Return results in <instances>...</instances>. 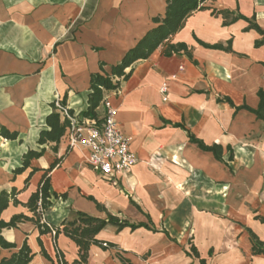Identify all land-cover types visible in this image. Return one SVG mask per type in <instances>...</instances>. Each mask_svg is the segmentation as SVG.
Returning <instances> with one entry per match:
<instances>
[{
	"label": "crops",
	"instance_id": "0c3cea01",
	"mask_svg": "<svg viewBox=\"0 0 264 264\" xmlns=\"http://www.w3.org/2000/svg\"><path fill=\"white\" fill-rule=\"evenodd\" d=\"M166 2L0 0V131L5 128L16 133L15 139L0 135V190L16 187L20 190L17 199L25 202L45 170L55 158L64 155L46 175L50 178L49 192L65 193L66 197H52L44 219L58 225L75 217L76 211L105 217L87 196L120 217L127 202L136 203L132 194L137 193L139 186L152 181L155 169L151 165L158 164L157 157H161V167L168 172L165 178L168 184L182 186L188 185L189 180L194 184L197 181L191 176L178 177L173 171L188 169L202 175L208 170L212 179L218 178L220 164L227 166L234 161L236 148L241 153L240 143H247L250 138L247 134L254 128L262 126L259 132L264 148V122L246 110H235L227 102L217 100L227 96L236 106H256L257 90L264 91V44L254 46L261 36L252 29L243 31L247 26L244 20L223 25L221 15L212 13L213 9H226L233 15L254 16L264 29V0H204L201 8L185 17L181 27L167 39L185 43L191 57L185 53L165 56L166 41L162 42L147 57L126 67V77H114L118 81L116 89L103 90V96L117 109L120 131L131 138L130 148L136 163L128 172L110 178L102 176L87 164L86 148L69 147L68 132L60 139L56 153L51 150V144L37 143L39 132L46 128L45 117L52 111L51 102L64 99L74 115L81 114L88 106L91 75L110 74L111 68L158 25L153 18L164 15ZM196 39L223 47L230 41V50L205 48ZM163 83L166 90L161 93ZM96 112L103 113L100 103ZM189 133L207 145H230L233 159L227 161L228 153H225V162L217 161L210 152L190 142ZM41 148L45 149L43 155L30 161V166L38 170L28 181L30 168L13 176L12 170L20 166L22 155L28 149ZM226 177L230 179L231 174ZM15 213L30 214L21 204L9 203L2 216L7 220ZM141 229L151 231L103 229L98 238L115 247H91L87 264H128L121 259L140 264L139 255L126 247L125 232ZM13 230L20 233L15 239L8 235ZM104 231L113 237H100ZM2 234L17 245L26 240L35 253L29 264H50L39 252L38 231L33 224L19 223L17 228L3 230ZM40 240L54 257L51 234L41 235ZM57 244L62 252L61 244L69 246L72 259L76 257L75 246L62 235ZM247 250L250 254L249 241ZM120 251L124 257L115 255L114 252Z\"/></svg>",
	"mask_w": 264,
	"mask_h": 264
},
{
	"label": "rangeland",
	"instance_id": "374dc122",
	"mask_svg": "<svg viewBox=\"0 0 264 264\" xmlns=\"http://www.w3.org/2000/svg\"><path fill=\"white\" fill-rule=\"evenodd\" d=\"M261 129L262 126L254 128L247 134L250 138L247 137V143H240L241 153L236 148L232 163L220 164L218 178L212 179L208 170L202 175L188 169L175 170L178 177L191 176L197 183L189 180L188 185H170L165 179L168 172L161 167V157L156 158L158 164L151 165L155 169L152 181L144 182L132 194L141 210L127 202L120 214L130 222L149 225L144 215L149 213L157 229V232L144 229L125 232L126 247L139 255L140 264H199L190 244L201 252L206 264H264L263 259L254 260L250 256L244 228L250 226L258 235H264V222L259 220L264 217ZM228 173L230 179L226 177ZM160 229H166L175 241L166 238ZM8 235L15 239L20 233L13 230ZM100 237L107 239L113 234L104 231ZM61 248L70 261L74 257L72 249L66 244H61ZM114 253L124 257L122 251Z\"/></svg>",
	"mask_w": 264,
	"mask_h": 264
},
{
	"label": "trees",
	"instance_id": "16d2710c",
	"mask_svg": "<svg viewBox=\"0 0 264 264\" xmlns=\"http://www.w3.org/2000/svg\"><path fill=\"white\" fill-rule=\"evenodd\" d=\"M203 1L204 0H167L164 15L160 18H153L158 25L149 30L144 37L138 41L136 46L126 53L119 64L111 68L110 74L104 72L91 75V91L88 97L87 108L78 115H74L72 110L68 109V112L76 118L77 124L83 125L85 120H88L93 124L99 125L102 121L103 113H97L96 109L102 99L103 90L116 89L118 81L114 80V77H126L128 75V73H124L126 67H129L133 61L139 58L147 57L162 42L166 41L163 49V54L165 56L185 53L191 57L190 49L185 43H172L168 42L167 39L181 27L185 17H187L192 11L201 8L200 4ZM212 13L221 15L223 25H228L239 19L244 20L247 22V26L243 31L252 29L261 36L260 39L254 41V46L259 47L264 44V29L256 23L254 16L248 18L241 14L233 15V12L226 9H213ZM196 40L205 48L230 50V41H228L227 47H223L221 44L209 45L198 39ZM256 94L258 102L254 108L249 107L246 104L236 106L227 96L218 98L217 100L227 102L235 110H246L253 114L256 119L264 122V91L259 88ZM58 104L60 108H63L65 106L64 99L59 100ZM50 106L52 111L45 117L46 128L39 132L37 143L39 145L51 144V150L56 153L60 139L66 132H70L71 125L69 119L65 115H61L58 111L59 107L56 106L55 102H51ZM0 135L6 139L16 138L15 132H9L5 128L1 129ZM188 138L190 142L196 144V146L202 151L210 152L217 161L224 163L223 156L225 153H228L227 161L233 159L232 148L230 145H226L225 147L219 143L207 145L192 133H189ZM44 150V148H41L38 151L28 149L22 155L20 166L12 170L13 176L22 174L26 169L30 168V174L26 179L27 182L29 177L38 170L36 167L30 166L31 159L41 157ZM67 151L68 149L66 152ZM63 156L64 155L60 158H55L49 168L45 170V174L40 178L37 188L29 195L25 202L22 203L17 199L20 190L16 187L0 190V264H29L35 255L26 240H24L21 245H17L3 236V230L17 228L19 223L30 222L34 225L38 231L37 243L40 247L39 252L50 264H87L91 247L96 246L101 249L115 247V244L98 238V234L106 228H112L116 232H120L124 229L134 231L138 228L157 231L147 213H144V215L148 219L149 225L144 222L133 223L110 213L92 196H87L86 198L93 201L96 208L105 213V217L94 216L84 211H76L75 217L64 219L58 225H54L44 219L43 214L47 207L51 205V198L53 197L57 199L66 197L65 193L57 194L55 192H49L50 178L46 175ZM130 202L135 205L137 209L141 210L136 203L133 201ZM9 203H12L13 205L21 204L26 208L30 215L15 213L7 220L4 219L2 213L8 207ZM259 220L263 223L264 217H260ZM244 228L248 233L250 255L252 257H264V237L258 236L250 227L245 226ZM160 231L163 232L168 239L175 241L169 237L167 231L164 229ZM44 234H51L52 236L54 257H51L43 247L40 236ZM60 235L69 240L75 246L76 257L71 261L65 257L64 252L58 247L57 239ZM190 250L198 260L199 264H206V259L193 244H190ZM2 251L7 254H2ZM121 260L131 264L126 259Z\"/></svg>",
	"mask_w": 264,
	"mask_h": 264
},
{
	"label": "built area",
	"instance_id": "2783aa9c",
	"mask_svg": "<svg viewBox=\"0 0 264 264\" xmlns=\"http://www.w3.org/2000/svg\"><path fill=\"white\" fill-rule=\"evenodd\" d=\"M165 90L166 85L163 83L159 91L164 93ZM55 104L59 107L58 102ZM100 105L103 117L99 125L88 120L83 125L77 124L76 118L68 112L66 106L59 107L58 111L70 121L69 147L86 148L87 164L102 176L110 178L128 172L136 163V157L130 148L131 138L124 135L118 127L116 107L106 96L102 97Z\"/></svg>",
	"mask_w": 264,
	"mask_h": 264
}]
</instances>
